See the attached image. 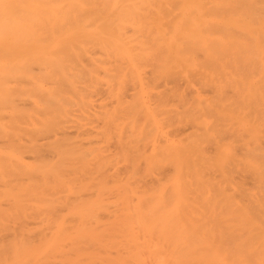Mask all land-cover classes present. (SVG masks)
<instances>
[{
  "label": "bare ground",
  "instance_id": "obj_1",
  "mask_svg": "<svg viewBox=\"0 0 264 264\" xmlns=\"http://www.w3.org/2000/svg\"><path fill=\"white\" fill-rule=\"evenodd\" d=\"M0 264H264V0H0Z\"/></svg>",
  "mask_w": 264,
  "mask_h": 264
}]
</instances>
